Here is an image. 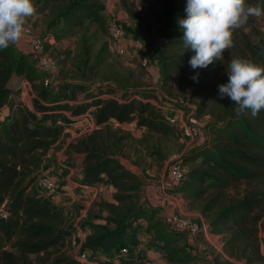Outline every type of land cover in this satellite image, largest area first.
<instances>
[{
  "label": "trees",
  "instance_id": "16d2710c",
  "mask_svg": "<svg viewBox=\"0 0 264 264\" xmlns=\"http://www.w3.org/2000/svg\"><path fill=\"white\" fill-rule=\"evenodd\" d=\"M186 2L151 0L150 9H145V18L141 20L142 30L127 28L129 35L145 43L152 37V31L144 24H148L149 14L156 18L154 38L164 42L151 47L161 64V89L167 90L174 84L186 95L200 99L198 115H217L206 127L209 132L206 141L183 156L182 166L191 169L169 192L202 203L200 211L209 231L222 237L227 256L247 264H262L264 110L256 117L250 111L237 115L233 102L227 97L221 99L218 89L228 81L226 67L231 58L264 66V40L253 44L237 29L222 61L193 70L189 60L194 52L184 47L178 23L186 18ZM246 3L264 8V0ZM123 4L127 5L126 1ZM34 5V15L49 11L52 20L48 29L55 30L57 42L77 29L86 32L93 29L94 38L108 32L104 0H36ZM129 13L138 18L131 9ZM42 37L46 43L52 40L49 35ZM235 40H242L245 49L242 53L235 49ZM103 47L104 56L97 55L92 66L93 51L81 52L82 67L77 68L83 81L61 82L56 87L45 86L46 77L54 71H38L34 55L21 53L15 44L0 49V113L8 110L7 118L0 121V264H144L145 252L138 250L140 232L149 238L151 247L162 253L167 264H208L183 245L186 234L167 228L161 209L151 208L139 198L143 180L120 159H130L132 150L138 152L137 144L130 141L132 134L113 129L114 124L134 123L137 130L161 140L175 138L177 131L165 119L153 91L119 89L111 84L90 91V85L84 81L89 82L108 60V44ZM48 48L46 44V51ZM194 76L198 80H193ZM25 80L34 84L42 81L39 86L34 85V109L16 98ZM230 104L232 114L223 115ZM89 115L96 128L68 144V173L61 172L64 179L72 169H78L73 176L79 184L75 191L102 185L114 189L113 203L94 204L106 215L90 213L82 224L90 231L81 248V253L90 254L86 263L68 253L67 246L77 227L69 221L64 207L40 197L37 179L51 168L50 153L62 149L68 128ZM162 146L159 141L149 155L164 160ZM242 183L248 190L229 200L228 191ZM65 185L63 182L62 186ZM3 208L9 214L7 217L3 216ZM8 243H12L16 253L5 250ZM124 247L131 250V256L122 254ZM33 255L36 258L31 260Z\"/></svg>",
  "mask_w": 264,
  "mask_h": 264
},
{
  "label": "rangeland",
  "instance_id": "374dc122",
  "mask_svg": "<svg viewBox=\"0 0 264 264\" xmlns=\"http://www.w3.org/2000/svg\"><path fill=\"white\" fill-rule=\"evenodd\" d=\"M123 1H126L127 5H124ZM35 2L36 0H34V3ZM104 2L105 5L108 4V7L105 11L107 22L109 20L116 19L126 33V38L122 42L112 41L109 37L108 32L105 35H100L98 38H94L91 36L93 29L89 32L78 29L74 30L71 35L57 42L54 36L55 30L48 29V24L52 20V16H50L49 11L43 14L33 15L25 21V24L31 27L35 35L41 37L49 35L52 38L50 42L45 43V45H49L47 52L56 64V70L53 72V75L46 77L50 80V86L56 87L59 83L66 81H83L79 74V69L77 68L78 66L82 67L80 61L82 59V56H80L81 52L84 53L87 50L93 51V60L90 64V66H92L97 55L102 53V55L104 56L102 50L104 49V44L107 43L109 50L108 60L103 66L95 71L93 78L89 82L84 81L85 83L87 82L90 85V91H96L100 85L107 84H111L119 89H147L149 91H153L157 96V98H155V102L160 104L163 103L167 105H173L176 108L182 109L185 114L184 119L187 123L194 124L196 122L204 127L207 126L210 122L215 121L217 119V115L215 113L198 115V105L200 103V99H198L197 97L193 95H186V93L178 90L174 84H172V86L167 90L161 89V64L156 59L151 45H158L159 43L164 42V40L154 38V30L158 24V20L151 14H149L150 19L148 21V24H144L145 27L149 26L152 31V37L145 41L150 51V66L145 69L140 65L136 55V51L134 49L135 41H137V39L129 35V33L127 32V28L142 30L143 26H141V20L145 18V9H150L151 0H104ZM129 9H131V11H133V13H135V15L139 19H135L133 16H131L129 13ZM238 30L246 35L251 43L257 44L260 40H264V16H261L260 18L250 17L248 22ZM237 34L239 35V32L236 33V35ZM241 42L242 40H235L234 45L236 44L235 49L242 53L245 49L244 45ZM119 43H123L121 51H119L117 48ZM33 61L35 62V56ZM249 62L253 63L252 61ZM30 64H32V62H30ZM253 64L258 67L264 68V66H261L258 63ZM113 76H116L117 78H114ZM41 82V80L39 82H35V84L27 80L22 82V88L19 94L16 96L18 101H20L28 108L34 109V97L36 96L34 85L39 86ZM83 98L84 95L82 93L79 95V100L82 101ZM223 107L226 108L227 105H223ZM232 108L233 105L230 104L229 107L223 110L222 114H232ZM1 113L2 117L8 116L7 109H4ZM67 115L70 114L67 113ZM113 129H120V131L125 134H132L133 140L130 141H133L135 144H137L136 149L138 150V152L132 150L130 151V159H120L129 170L139 175L143 180V186L138 193L139 198L141 200H146L147 195L149 196L150 194H152L153 196L151 197H153L154 199H156L157 197L162 199V197L165 198L167 194L169 195V203H173V205L176 207L174 213H178L182 216L188 217L186 215L188 211L185 212V210L183 211L182 207H179L182 204L179 203V205L178 203H176L177 201L175 199H171L172 197L177 196L169 192V190L164 191L162 189V186L169 183V165L171 161L174 158L182 159V157L191 149L189 147H191L192 145H189L183 141L180 131H178L177 129V136L175 138L166 140H161L156 136L145 134V132L142 130H137L134 123L125 125L114 124ZM200 130L203 138L199 137L194 142L195 144L201 142L203 139H206L207 135L205 132L207 130L205 128H200ZM88 133H90V126L86 123H83L81 125H72L68 128L66 136L61 143L62 149L56 151L55 154H53V152L50 153V160L52 162L51 168L47 169L46 171L48 172V175L50 177H57L59 181V196L60 194L64 193L62 191L63 186L61 183H69V181L75 182V180H73V178H71L70 176L69 178L67 177L64 180L61 178V172L67 171L66 167H68L67 159L69 162V155L66 152L68 144L78 137L86 135ZM159 141H162V150L166 158L164 160L158 161L155 157L150 156L149 153L150 150H152L151 148L153 146H156ZM190 169L191 166H185L186 171H189ZM77 171L78 169L75 173H77ZM246 190H248L247 185L245 183H242L238 187L229 190L227 193V197L229 200H234L238 197V195H243ZM113 194V190L98 189V191L87 193L76 191V193H73L71 197H65V199L67 200L66 202L70 203L69 205H67V207H64L66 209L69 221L74 226L81 228L84 233H86L88 229H85L82 224L86 221V216H88V214L91 213V215L93 216L106 215V213H101L99 207L94 206V204L100 201L114 202ZM58 198L56 199V202H58ZM145 203L147 204V201ZM2 213L5 217L9 215L5 208H3ZM260 238L262 240V252H264V223L261 224L260 227ZM140 239H142L144 250L156 251L154 250L155 248L150 246L149 238L144 234V232H140ZM69 247L67 246L68 253H71V255H75L73 249L71 247L69 249ZM5 250L16 253V250L15 248H13L12 243H8L5 247ZM35 258L36 256L34 255L30 256L31 260H34ZM145 260H147V257L145 258ZM237 264L247 263L245 261L237 260ZM262 264H264V262Z\"/></svg>",
  "mask_w": 264,
  "mask_h": 264
},
{
  "label": "clouds",
  "instance_id": "9594fccd",
  "mask_svg": "<svg viewBox=\"0 0 264 264\" xmlns=\"http://www.w3.org/2000/svg\"><path fill=\"white\" fill-rule=\"evenodd\" d=\"M186 18L178 21L183 45L194 55L193 70L222 61L232 46L235 30L252 18L264 16V8L248 5L246 0H187ZM35 13L34 0H0V49L16 44L25 21ZM228 81L219 86L221 99L229 98L237 115L250 111L253 117L264 110V68L247 60L231 58L226 67ZM198 80V77H192Z\"/></svg>",
  "mask_w": 264,
  "mask_h": 264
},
{
  "label": "built area",
  "instance_id": "2783aa9c",
  "mask_svg": "<svg viewBox=\"0 0 264 264\" xmlns=\"http://www.w3.org/2000/svg\"><path fill=\"white\" fill-rule=\"evenodd\" d=\"M108 4L106 5V8ZM108 33L109 37L114 42L124 41L126 38V33L121 27L120 23L116 19L108 21ZM21 37H28L30 39V46L32 52L35 56V61L37 66H39L42 71L53 72L56 70L55 61L49 55L45 49L46 41L43 37L35 35L30 26L24 24V30ZM137 58L140 65L147 69L150 66L149 60V48L146 43L142 41H135V47ZM45 86L50 85L49 78L45 79ZM158 107L163 111L165 119L170 125L175 129L180 131L183 141L192 148L195 144L194 142L201 137V130L196 124L187 123L184 119V112L182 109L176 108L173 105H167L163 103H157ZM96 126L92 127V131ZM183 158V157H182ZM65 161V159H64ZM186 170L182 166L181 158H174L169 165V183L162 186L164 191H168L174 185L181 183L185 177ZM37 189L40 197H43L52 202H56L59 197V187L51 178L46 176L44 172L37 179ZM167 228L173 232L184 233L187 236L197 237L200 234L211 238L213 234L210 233L208 223L191 219L189 217L182 216L178 213H173L170 218L167 219ZM85 241L84 231L77 227L76 231L70 239V247L73 249L74 254L86 263L90 260V254L88 252L81 253L82 245ZM141 248L139 247L138 250ZM122 254L125 256H131V250L128 247H124L121 250ZM137 252H135L136 254ZM264 254V252H263ZM144 264H152L150 260H146Z\"/></svg>",
  "mask_w": 264,
  "mask_h": 264
},
{
  "label": "crops",
  "instance_id": "0c3cea01",
  "mask_svg": "<svg viewBox=\"0 0 264 264\" xmlns=\"http://www.w3.org/2000/svg\"><path fill=\"white\" fill-rule=\"evenodd\" d=\"M15 45L21 53L34 55V53L32 52L31 46H30V39L28 37H21V39ZM122 45H123V43H119V45L117 47L119 51H121ZM34 63H35V66L37 67L38 71L44 73V71H42V69L39 66H37L36 61ZM1 112H3V110ZM0 114H2V113H0ZM6 118H7V116L6 117L1 116L0 121L5 120ZM83 123H86L87 125L90 126V133L92 132V127L96 126L94 119L91 115L84 117V118H81V120H79L76 124L81 125ZM194 124L199 126V128H202V129L205 128L207 130V128H206L207 126L203 127L196 122ZM205 133L208 136V131H206ZM207 136H206V138H207ZM201 138H203V135H201ZM205 141H206V139H203L201 142L194 144L193 147L200 146ZM75 172H76V169H72L70 174L67 177L69 178V176H70L71 178H73V176L76 175ZM44 174L46 176H48L49 178H51L55 183L59 184L57 177L56 178L50 177L46 170L44 171ZM77 176L79 177L78 174H77ZM66 178H64V179H66ZM78 185L79 184L77 182H74V181L73 182L69 181V183H66V185L63 186V189H62V191L64 193L60 194V196L58 198V202H56V204L59 206H62V207H67V205H69L70 203L66 202L67 200L65 199V197H71V195H73V193H76V191H74V189L76 187H78ZM98 189H102V190L110 189V190L114 191V189L111 186H106V185H102V186L94 187V188H87L86 187V188H82V190H80V191H81V193H87V192L98 191ZM175 195L177 197H172L171 199H175L177 201L176 203L182 204L179 207L180 208L182 207L183 211L185 210V212L188 211L186 213V215L188 217L200 220L202 222H206V219L202 216L201 211H200L202 203L187 200L180 194H175ZM151 196H153V195L152 194H150L149 196L147 195V199L146 200L142 199V200L144 202L147 201V204L150 205V206L149 205L148 206L151 208L161 209L162 220L164 221L165 224H167V219L170 218V216L175 212L176 207L173 205V203H169V195H167V194H166L167 198L162 197V199H160L158 197H157L158 199L157 198L154 199ZM178 198H181V199H178ZM110 202L113 203L112 201H110ZM180 211H182V210H180ZM89 232L90 231L87 230V232L84 233V236L86 237V235L89 234ZM140 240H141L140 248H141V250H144V247L142 245V239H140ZM183 245L186 246V248L193 255L204 258L208 264H237L236 259L230 258L229 256H227L223 252V239L221 236L212 235L211 238H208L203 234H200L197 237L187 236L186 239L183 241ZM154 250H156V249H154ZM144 252H145V255L147 257V260L152 261V264H167L166 260L164 259L161 252H159L157 250L156 251L144 250Z\"/></svg>",
  "mask_w": 264,
  "mask_h": 264
}]
</instances>
